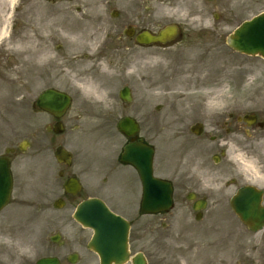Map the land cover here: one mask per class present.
<instances>
[{"label": "rangeland", "instance_id": "rangeland-1", "mask_svg": "<svg viewBox=\"0 0 264 264\" xmlns=\"http://www.w3.org/2000/svg\"><path fill=\"white\" fill-rule=\"evenodd\" d=\"M244 7L245 3L241 2L239 9ZM42 11L44 6L40 0H22L16 4L12 9V33L3 42L14 58L21 53L16 46L23 44L28 53L31 51L36 54L39 48H44L42 53L57 55L59 61V76L54 81L48 67L51 58L42 60L41 73L37 71V58H33L32 64L28 60L27 71H21V77L12 76L18 83L23 82L24 88L23 108L18 111L17 118L6 116L9 111L1 108L8 98H0V152L4 146L18 144L21 139L27 138L32 143L23 154V168L21 164L16 166L17 187L12 204L7 207L9 210L6 212L7 217L17 221L23 219V224L26 225L28 244L23 251L27 256L33 257L45 252L42 249V235L43 228L48 223L59 220L62 225H59L60 229L66 234H71L76 227L78 233V225L73 220L68 228H64L65 224L62 222L69 221L73 205L67 204L63 209H57L53 205L57 198L63 196V180L58 177L57 170L65 169L68 174L72 173V167L65 168L57 164L54 148L58 141L55 142L44 128L48 117L33 112L31 108L32 101L47 84L72 92L75 97L72 113H83L80 128H69L62 143L73 151L75 169L83 182L96 175L92 168L88 171L89 162L95 156L101 158L117 153L123 144L124 139L116 126L121 115L135 117L145 129L151 123L156 124L158 164L163 160L160 159L161 156L164 158L166 155L170 162L177 161L178 157L172 151L177 141L171 137L172 131L160 127L159 123L169 122L171 115L181 114L186 108L209 106V111L213 114H221L232 107L247 108L264 118V61L259 57H242L230 50H184L183 54L176 57L183 62L171 66L168 60L169 51L155 50L154 58L143 56L137 64L126 66L116 58L115 42L112 43L113 47L103 48L100 41L104 30L115 28L117 20L76 19V25L71 29H67L60 21V37L51 41L46 35H41L40 26L44 21ZM88 22L92 24L89 25ZM71 31L94 32L96 70L101 59H106L111 65L115 76L111 80L110 99L106 105L94 104L79 86L80 79L89 73L82 64L92 60L87 47L81 53L78 51L79 42L71 40ZM58 44H61L60 49L57 48ZM124 85L130 86L133 91L134 100L130 104L123 103L119 98V90ZM16 92V96H21V90L17 89ZM183 94L192 95H185L187 98L182 100ZM216 101L220 103L217 104ZM159 104L162 105L161 109H157ZM110 117L114 119L113 122ZM259 134V139L252 142L251 152L246 159L254 162L264 174V131L261 130ZM101 146L104 150H97ZM235 157L237 158L234 162L231 158L220 165L212 160L207 163L217 171L218 178L213 176L207 179L208 185L205 188L210 191L211 201L204 213L202 224H197L200 222L196 221L194 214L183 206L185 194L177 191V204L170 214L172 225L167 231L172 237L156 243L155 259L158 263L162 260L165 264H264V229L258 232L249 231L229 205V198L239 186L252 182L264 189V180L247 173L239 157ZM22 177L27 181L23 190L19 183ZM95 178L98 179L99 175ZM231 178L237 179L236 184L223 187L222 182ZM252 178L257 179L258 184ZM118 202L124 204L128 201L123 194ZM121 211L135 216L133 211L125 208H121ZM149 222V219L136 218L135 230L148 226ZM154 222L160 224L161 220L156 219ZM150 237L149 234L143 237L137 234L134 241L135 250H143L149 257L155 253Z\"/></svg>", "mask_w": 264, "mask_h": 264}, {"label": "flooded vegetation", "instance_id": "flooded-vegetation-1", "mask_svg": "<svg viewBox=\"0 0 264 264\" xmlns=\"http://www.w3.org/2000/svg\"><path fill=\"white\" fill-rule=\"evenodd\" d=\"M21 1L15 0L13 4H10V0H0V17L2 20L0 28L6 26L7 30L12 32V9ZM40 1L42 6H44V11H42L44 21L40 26V29H42L41 35H46L51 41L56 37H60V21L64 23L67 29H71L76 25V19L117 20L115 28L110 27L109 30L106 29L101 34L102 47H113L112 43L115 42L116 58L126 66L137 64L140 57L143 56L154 58L155 50L169 51L168 60L171 62V66L183 62L176 57L179 54H183L184 50L206 52L230 50L235 54L237 50L229 44V37L234 35L244 22L252 20L258 15L264 16V0ZM241 2L245 3L243 9H239ZM88 24L91 25L92 23L88 22ZM261 24L264 25V20L261 21ZM164 30H167L168 33L165 41L155 42V37ZM80 32L83 31H71V35ZM4 38L5 36L0 38V98L5 97L8 99L2 103L1 110L9 111L6 116L10 115L17 118L18 111L23 108L24 88L23 82L18 83L13 80L14 77L12 76L21 77V71H27L28 60L32 64L33 58H37V71L41 73L42 60L51 58L48 62V67L53 74L54 81L59 76V61L57 55L52 54V56H49L48 53L47 58L41 59L42 49L44 48H39L36 54L31 51L28 53L27 47L23 46V44L17 45L22 47V51L19 55H16L19 57L14 58L4 46ZM74 40L77 41L78 39ZM78 42V51L81 53L86 48L81 51L80 48L83 44L79 40ZM261 43L264 44V38ZM57 48L60 49L61 44H58ZM238 56L246 57L247 55L239 53ZM152 58L148 61H151ZM260 58L264 61L263 56H260ZM187 62L185 61L186 64H188ZM17 89L21 90V96L14 94L17 93ZM48 89H59L69 94L72 98L71 106L60 117L57 115L59 114L58 111H43L35 103L37 96ZM186 92H190V90H186ZM185 95L192 94H183L181 96L182 100L187 98ZM37 96L32 101V111L48 117L46 124L44 123L45 131L51 134L55 142L58 141V146L64 145L62 144L65 140L63 137L67 134V130L71 127L80 128V121L83 116V113H72L75 103L74 94L69 90L47 84ZM209 110V106L189 107L181 114L171 115L169 122L159 123L160 127L172 131L171 137L177 140L176 146L172 147L173 153L178 154L175 162L167 160L165 155L164 158L163 156L160 157L163 160L158 164L157 154L159 149L155 143L156 124L151 123L145 129L138 121V129L134 135L129 137L120 133L124 142L117 150V153L102 156L91 162L92 169L96 173L94 177L99 175L98 179L92 177L88 181L83 182L76 175V171L73 170L75 167L73 164L74 157L69 166L66 164L61 165L65 168L72 167L73 170L71 171L72 173L68 174H66L65 169L58 172V177L63 180L61 190L64 196L62 197L64 206L67 204L73 205L75 209L82 200L89 197H98L106 203L111 211L123 216L129 222L131 260L125 264H133L132 258L139 252V250L134 248L137 234L142 237L148 234L151 235L150 243L155 253L151 257L147 255L148 264H165L162 260L158 263L155 259L157 254L155 248L156 243L172 237L167 231L172 225L170 214L177 204L175 197L177 191L185 194L183 206L188 208L196 219L201 215L199 222L204 221V213L211 201L210 191L206 190L205 185H208V178L213 176L218 178L217 171L214 168H210L207 163L212 160L217 165H220L231 158L233 162L236 161L235 158L237 157L235 156L247 158L251 152L252 142L259 139L261 130L264 131V118L254 110L232 107L221 114H213ZM253 114L256 115L255 118ZM22 116L23 113H21ZM124 116L121 115L119 120ZM119 120L116 124L117 127ZM110 121L113 122L114 119L110 117ZM106 124L108 125L107 122ZM60 130L62 132L58 133ZM129 143H141L155 148L153 160L154 175L171 183L174 197V207L172 209L153 214L144 213L141 210L142 182L139 171L133 164L123 161L122 158L125 146ZM97 150L102 151L104 147H97ZM0 156L10 158L15 189L17 187V177L13 168L17 164H21L23 168V151L17 146L14 147V145L4 146ZM18 159L20 160L19 163ZM204 168H206L205 171ZM74 176L81 182V189L76 195L66 192L64 188L65 181ZM25 180H23V177L19 179L22 190L23 185H26L27 182ZM233 180L236 182L235 178ZM230 185L228 180L222 182V186L225 188ZM123 194L128 202L121 204L118 201L120 196L123 197ZM139 194L140 197L137 198ZM133 196H135V199H133ZM203 207L205 208L203 209ZM121 208L133 211L135 216L132 217L123 213ZM7 210L9 209L5 207L0 211V264H35L42 257L58 259L59 264H101L99 255L90 245L93 230L78 224V233H76V227L71 234H66L60 229L62 225L59 220L55 223H48L43 228L42 249L45 252L33 257L27 256L23 251V248L28 244L26 240V225L23 224V219L17 221L7 217ZM136 218L149 219L150 222L148 226L135 230ZM156 219L161 220L160 224L154 222ZM71 220L76 223L73 218V212L67 223L62 220L65 224L64 228L70 227Z\"/></svg>", "mask_w": 264, "mask_h": 264}, {"label": "water", "instance_id": "water-1", "mask_svg": "<svg viewBox=\"0 0 264 264\" xmlns=\"http://www.w3.org/2000/svg\"><path fill=\"white\" fill-rule=\"evenodd\" d=\"M258 25L261 24L258 23ZM258 25L249 30V36L253 37V40L258 37L261 31L264 32ZM245 27L239 31L240 36H244L245 32H247ZM258 43H260L259 39ZM245 51L248 53L259 52L264 55V48L247 49ZM40 102L45 108L61 111L67 107L69 99L65 95L54 92L53 94L43 95L40 98ZM132 126V123L121 124V128L125 131L127 127L132 128ZM61 155L62 153H59V157ZM129 155H134L132 160L140 159V156L137 158V153L133 152V149H129L127 157ZM145 156L150 161L151 151L149 149H146ZM0 163L2 164L0 169L1 206L8 201L12 180L9 163L3 160H0ZM141 175L144 185L143 209L151 212L159 208L170 207L172 204L170 185L159 179H154L151 171L146 167L141 171ZM73 186L74 184L72 183L71 188ZM261 200V191L255 187L246 186L241 188L231 201L236 213L254 230H259L264 226V207L261 204ZM75 218L83 225L92 227L95 230V249L99 252L103 264H110L112 261H115L116 264H122L126 260L128 257L129 224L120 216H116L109 211L101 200L89 199L82 202L76 211ZM37 264H57V262L51 259H42ZM134 264H146L144 256L138 255L134 260Z\"/></svg>", "mask_w": 264, "mask_h": 264}, {"label": "bare ground", "instance_id": "bare-ground-1", "mask_svg": "<svg viewBox=\"0 0 264 264\" xmlns=\"http://www.w3.org/2000/svg\"><path fill=\"white\" fill-rule=\"evenodd\" d=\"M15 0H10V4H13ZM94 32H80L77 34L71 35L72 39H78L82 42L80 50H84L87 46L91 55V60L88 63L85 62L82 64L84 69H87L89 73L87 76L80 79L79 86L83 89L86 96L93 101L94 104H103L106 105L110 99V84L111 80L114 78L115 74L111 68V65L107 62L106 59H101L98 62V70L95 68L94 58L95 48L94 41L96 37L93 35ZM7 34L6 26L0 28V38L4 37ZM47 53H42L41 59L47 58ZM223 70V69H221ZM224 75L226 76L225 72ZM220 97V96H219ZM218 97V98H219ZM215 103H220L216 101ZM244 170L251 175H255L257 178L264 180V174L259 171L256 165L250 160H244L242 162Z\"/></svg>", "mask_w": 264, "mask_h": 264}]
</instances>
